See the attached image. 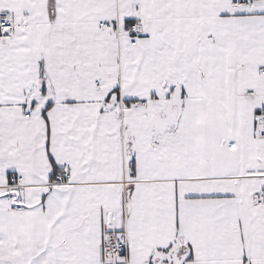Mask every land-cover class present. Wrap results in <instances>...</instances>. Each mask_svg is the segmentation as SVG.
<instances>
[{
	"label": "snow or ice",
	"instance_id": "6c2138e0",
	"mask_svg": "<svg viewBox=\"0 0 264 264\" xmlns=\"http://www.w3.org/2000/svg\"><path fill=\"white\" fill-rule=\"evenodd\" d=\"M0 264H264V0H0Z\"/></svg>",
	"mask_w": 264,
	"mask_h": 264
}]
</instances>
